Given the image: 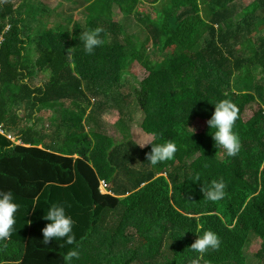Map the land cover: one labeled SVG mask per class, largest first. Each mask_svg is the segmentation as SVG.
<instances>
[{"label":"trees","instance_id":"obj_1","mask_svg":"<svg viewBox=\"0 0 264 264\" xmlns=\"http://www.w3.org/2000/svg\"><path fill=\"white\" fill-rule=\"evenodd\" d=\"M68 1L83 7L84 20L61 18L38 33L24 23L26 0H0V191H11L20 205L11 238L0 241V264L24 245L20 264H67L69 250L79 252L71 264H247L235 246L250 234L261 239L255 256L264 264V30L254 19L264 0L241 12L237 2L247 0ZM98 27L104 42L88 54L81 34ZM135 64L148 76L134 95L124 90ZM224 99L240 110L235 157L215 146L206 123ZM129 100L153 144H176L174 159L152 166L151 145L140 148L129 135L116 142L109 134L104 116L124 114ZM56 116L57 129L47 133L58 141L52 148L37 130ZM68 146L122 200L165 176L168 212L158 204L162 196L133 209L94 204ZM221 179L225 197L204 198L201 188ZM52 204L74 221L73 245L42 243ZM230 229L232 247L222 235ZM208 230L220 238L219 250H190Z\"/></svg>","mask_w":264,"mask_h":264},{"label":"clouds","instance_id":"obj_2","mask_svg":"<svg viewBox=\"0 0 264 264\" xmlns=\"http://www.w3.org/2000/svg\"><path fill=\"white\" fill-rule=\"evenodd\" d=\"M103 28H96L94 30L84 31L81 34V40L84 43L85 51L92 54L94 50L103 44L100 34ZM70 51V49H68ZM214 113L206 123L212 131V139L215 146L223 149L229 157H235L241 150V141L239 136L233 131L236 121L239 119V108L231 100L224 99L216 103ZM192 135L195 134L196 129L187 127ZM151 145V152L146 154V160L152 166L174 159L177 152V146L172 141H167L162 144H153L151 139L144 140L138 143V147L144 148ZM199 180V177H197ZM225 183L221 179L219 181L213 180L207 187L201 188L203 197L212 202L222 200L225 193ZM39 196L33 199V208L38 204ZM20 205L14 202V195L11 191H0V241L9 240L14 231L16 224L15 214L19 210ZM44 219L50 221L43 229L42 243L49 245L53 240H63L66 245H73L76 243V236L73 232L74 221L66 215L65 208L59 204H52L47 210ZM30 224L31 221H28ZM221 240L218 235L211 231H204L202 236H197V239L191 244L190 250L204 254L211 250H219ZM73 258H79V252L76 250H69L63 259L67 264H71ZM193 264H197L196 261Z\"/></svg>","mask_w":264,"mask_h":264},{"label":"rangeland","instance_id":"obj_3","mask_svg":"<svg viewBox=\"0 0 264 264\" xmlns=\"http://www.w3.org/2000/svg\"><path fill=\"white\" fill-rule=\"evenodd\" d=\"M248 2H250V0ZM242 5L246 6L247 2H244ZM70 6H71V4H70ZM263 13L264 12H259V15H264ZM82 17L84 20V16H82ZM254 19L256 20L255 22H257L259 24L260 28L264 30L263 19L260 17H257L256 15H255ZM262 33H264V31H262ZM204 38L206 39L207 35H205ZM130 73L132 76H131L130 80L127 81V86H126L124 91L126 93H129V94H131L133 92V94L135 95V92L133 90L135 88H138L140 82H142L144 79H146L148 74L146 73V71L144 69H142L139 65H136V64L130 69ZM130 101L131 100H129V102ZM122 106L124 108V110H123L124 114L121 115L120 112L115 110V111H112V112H110L104 116V121L108 125L109 134L112 137H114L116 142H120L121 140H123L124 137H128L127 135L132 137L133 140H135L137 143H141L147 139H151V141H152V138L150 136L145 135L141 130V124H142L144 116H143L141 110L136 106L135 100H134V102L132 101V103L131 102L128 103V105L126 107L124 105H122ZM121 116H122V118H121ZM58 118H59V116H56V117H54V120L58 119ZM42 128L44 129L45 133H48V134L51 133L52 134L57 129V125L53 124L52 122H49V123L44 122ZM0 133L3 134L1 131H0ZM8 139L11 140V138H8ZM46 142H49V141H46ZM55 145H56V143H55ZM145 147H147V146H145ZM58 149H57V151H60ZM72 152H74V151H72ZM75 153H76V151H75ZM73 156H74V154H73ZM74 157H77V158H74ZM74 157L73 158L75 160L79 161L78 170H79L80 174L89 183L91 189L93 190V193H94V190H96V189L99 190L98 194L94 195V202H95L94 204L100 205L103 207L108 206L110 208H114L118 204H121V205L127 206L128 209H133L135 206L139 205L144 200L151 199V198H153V199L156 198L158 200L159 196H162V199L160 198L161 201L158 204L161 207H164V213L168 212L170 205H171V202H170L171 200L169 198V194H171V190H170V185H169L168 187H166L168 189L169 194L164 195L163 188L165 187V180H166V179H164L165 176L163 178L161 176H159L153 182L143 186L138 191L139 193L141 192V194H139L136 197H134L135 195L128 196L126 198H123V200L122 199L118 200V199L110 197V199L106 200V198H108L109 196H102L101 195V193H103V192L108 193L107 189L103 185V182L100 181L98 183L97 177L94 175V173L92 175L88 174L87 166H89V165L88 164L86 165V163L83 162L82 158H79L76 155ZM108 194L110 195V193H108ZM162 216H163V214H162ZM183 221H184V223H183L184 225L186 224V222H188L187 220H183ZM192 223L194 224V222H192ZM198 223H199V220H198ZM198 229L200 230V228H198ZM233 234H234V232L231 229L230 230H224L222 233L223 237L226 240L228 239L227 238L228 235H233ZM260 240L261 239L258 236L250 234L249 236H245V238L241 242L236 244L235 247H237L239 250L243 251V253L245 254L247 264H260L257 257L255 256V254H257L258 250L261 247V241ZM227 241H229L231 243L230 244L228 242L230 244V246L232 247L234 243H232L231 240H229V239ZM24 246H25V251H26V245H24ZM24 246L21 247L22 251H20V248L17 249V251H19V255L16 256L14 258V260L6 261V262H3L1 264H6V263L20 264V263H22L24 256H25V251L23 250Z\"/></svg>","mask_w":264,"mask_h":264},{"label":"crops","instance_id":"obj_4","mask_svg":"<svg viewBox=\"0 0 264 264\" xmlns=\"http://www.w3.org/2000/svg\"><path fill=\"white\" fill-rule=\"evenodd\" d=\"M248 1L249 0L244 1V2H247L246 6H248L252 2V0H250V2H248ZM244 2H241V1L237 2V11L238 12H241V10L246 7V6L242 5ZM70 4H71V6H70ZM25 7L27 10H30L29 18H27L26 21H24L25 25L32 27L34 29V31L38 32V33L46 30L47 26H49L48 24H56L61 18L69 17L68 20H70V18H72L73 21L78 22V21H82L83 20L82 16H84L83 15V10H84L83 7H80L79 5H77V3H75V4L70 3L68 0H26ZM259 16H263V15H259ZM259 16H257V17H259ZM84 18H85V16H84ZM32 54H35L34 47H32ZM48 78H49V73L48 72L44 73L43 79H48ZM52 123L57 125L55 120ZM43 124H44V122H43ZM43 124L40 125L38 130H37V131L41 130V134H42L41 135V139H42L41 142H45V144L51 145V146H53L52 148H54V144L57 143L58 141H56L52 138H48V134L45 133L44 129L42 128ZM11 140L14 141V139H11ZM46 141H49V142H46ZM21 144H22V142H18L17 145H21ZM40 148L42 149V147H40ZM75 149H77L75 146H68V150H67L68 154L72 153V154H74V156L75 155L78 156L77 153H75ZM72 151H74V152H72ZM74 156L72 155V157H74ZM74 158H77V157H74ZM87 169H88L89 175H92L94 173V175L97 177L94 169L91 166H87ZM97 181H98V183L100 182L98 177H97ZM98 192H99L98 189L94 190L93 196L97 195ZM110 197L118 199V200L122 199V198L116 197L110 193V196L108 198H106V200L110 199ZM23 250L25 251V246H24ZM6 264H12V263H6Z\"/></svg>","mask_w":264,"mask_h":264},{"label":"built area","instance_id":"obj_5","mask_svg":"<svg viewBox=\"0 0 264 264\" xmlns=\"http://www.w3.org/2000/svg\"><path fill=\"white\" fill-rule=\"evenodd\" d=\"M103 185H104V187L106 188V185H105V183L103 182Z\"/></svg>","mask_w":264,"mask_h":264},{"label":"bare ground","instance_id":"obj_6","mask_svg":"<svg viewBox=\"0 0 264 264\" xmlns=\"http://www.w3.org/2000/svg\"><path fill=\"white\" fill-rule=\"evenodd\" d=\"M104 193V192H103Z\"/></svg>","mask_w":264,"mask_h":264}]
</instances>
